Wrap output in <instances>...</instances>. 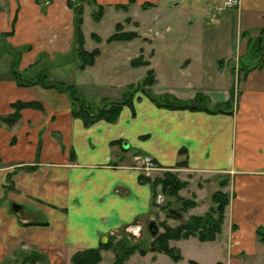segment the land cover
<instances>
[{"label": "crops", "instance_id": "crops-1", "mask_svg": "<svg viewBox=\"0 0 264 264\" xmlns=\"http://www.w3.org/2000/svg\"><path fill=\"white\" fill-rule=\"evenodd\" d=\"M31 1L20 0V8L13 14L1 16L0 12V33L13 32L8 37L13 47H31L20 59L21 72L33 66L45 50L57 48L59 41L54 36L59 39L63 23L62 12H38ZM96 1L106 5L124 4L128 0ZM222 1L135 0L124 13L138 6L142 12H173L174 17L163 29L159 27L160 16L154 18L155 43L133 31L140 24L131 16L127 17L131 24L123 26V30L135 32L138 37L130 42L108 43L114 32L105 43L131 44L142 39L156 44V49L160 43L167 52L163 61L182 66L177 68L180 75L171 79L170 70L169 82L160 86L152 64L158 53L152 49L146 68L152 67L149 69L155 74L153 94L191 101L200 93L211 105L231 101L230 113L170 110L137 93L131 106L122 107L115 123L99 121L86 127L82 120L72 117L66 94L40 86L21 87L2 73L0 117L11 115L14 112L11 106L16 102L38 106L21 110L20 119L12 127L0 125V263L13 259L16 252L34 249L46 256L49 264H69L75 253L98 248L112 232L125 230L138 237L142 219L151 211L152 192L148 184L139 182L142 174L137 159L149 156L159 168L170 172L208 175L217 186L218 181L228 180L222 189L229 195V204L220 235L214 242L201 243L193 237L170 242L180 252L179 263L264 264V243L256 234L258 228L264 230V56H259L260 69L254 68L241 76L237 87L210 91L195 85L206 78L214 81L230 74L238 79V67L232 66L227 71L228 63L238 65L241 61L254 66L247 53L252 41L258 40L264 47V0H237L232 9L221 8ZM189 2L193 6L199 4L203 20L208 18L217 32L211 41L215 50L211 75L204 69L205 28L190 19L186 7ZM145 4L149 6L144 7ZM63 14L69 16L64 22L70 28L72 44L73 13ZM229 19L239 35V46L234 51L221 42L218 34L221 22ZM92 35L98 38L97 43H103L94 32L90 34L91 40ZM83 37L84 49L88 51L84 34ZM177 47L182 50L177 51ZM225 49L230 52L224 58L219 57V51ZM98 50L94 65L80 73L91 77L102 57V51ZM140 51L146 56L143 49ZM117 54L116 51L112 55ZM135 58L128 57V65ZM143 77L136 83L124 84L123 90ZM182 149L184 154L180 155ZM181 161L186 166L176 167ZM203 190H191L190 197L196 203L189 211L192 216L203 215L212 206ZM156 200L163 202L161 196ZM14 203L21 207L16 214L11 211ZM170 213L179 218L176 211ZM203 247L209 248L211 258L200 259ZM104 255L101 252L102 258ZM161 255L149 253L143 259L153 261Z\"/></svg>", "mask_w": 264, "mask_h": 264}, {"label": "rangeland", "instance_id": "rangeland-1", "mask_svg": "<svg viewBox=\"0 0 264 264\" xmlns=\"http://www.w3.org/2000/svg\"><path fill=\"white\" fill-rule=\"evenodd\" d=\"M19 2L20 0H0V12L2 14L1 16H7L13 14V12H17L20 8ZM33 2L34 3L36 2L35 5H37L38 12H62V20H63V23L60 28L59 39L58 37H55L56 35L54 36L55 40L57 39L59 41L56 44L57 48L52 49L51 51L45 50V52L41 53L36 59L37 66L39 68L46 69L49 75V79L53 81L74 84L78 90V93L87 104L100 105L101 102L104 101H112L119 99L122 95L123 92L122 87L124 84L126 85L130 83H136L141 77L145 76V73L149 68H152V67L132 68L130 65H128L126 59L128 57L131 59L133 57L135 58L137 56H141L145 61H147V59L150 57L149 52H151L152 49L154 50V52L156 51L158 53V57L153 60L152 64L157 71L160 86L167 85V82H169L170 74H171V79L173 77L175 78V75L176 76H178V74L180 75V73L177 72V68L179 66H182V64H180L179 66L166 64L163 60L166 58L167 52L164 50L165 46H162L160 43L157 49L155 46L156 44L150 45L149 42H142L141 41L142 39L138 41L135 40L131 44L105 43V40L115 32L114 29L115 24H123V26H127L131 24L130 22L129 23L124 22L125 18H127L128 16H131L132 18L137 20L140 24L139 29L133 31H137L142 37H146L148 40H151L153 43H155L156 42L154 36L155 23H153L154 18L156 16H160L161 22L159 27L163 29L167 24V21L174 17L173 12H152V11L142 12L140 11L138 6H134L131 7L129 13L126 14L124 13L125 11L116 8L117 6L126 5L128 1L124 4L119 2H113L111 4H106V5L98 4L96 0H75V1L33 0ZM189 3L190 4H186V7H188V9L190 10L189 14H191L192 16V18L190 19H192L197 24H202L205 28L204 37L202 38V41L204 42V44H206L204 49V59H205L204 69L207 74L211 75V73L214 72L213 61L215 57L214 56L215 50L211 47V41L212 42L214 41L212 35L215 36L217 32L213 31L211 25H209L208 18H206L205 21L203 20L205 17L203 16L202 12H199V4L193 6L192 2ZM100 6L103 9L102 11L103 14L101 15L100 21L96 22L93 18V13L99 12L98 7ZM130 6L131 5H129L128 8ZM71 7L72 9L76 7L83 8L82 33L84 34L87 40L88 51H92L95 48H98L102 51V57L98 61L95 71L91 72V77L80 73V71L78 70L79 61L73 52L72 44H70V38H69V36L71 35L70 28L68 27V23L64 22V20L68 21L69 16H65L63 13L64 12L66 14H70V12L73 13ZM170 8H172V5H170ZM126 12H128V9ZM64 16L67 18H65ZM1 23L4 24V21ZM92 32L96 33L100 38L104 40L102 44H99L95 41L98 40V38H96L95 35H92V40L90 39V34ZM1 34L2 33H0V35ZM218 34L221 42L229 45L230 51L231 50L234 51V48L237 44L239 46V35L236 33V27L234 26V22L232 20L229 19L228 22L222 21ZM2 43L11 45L8 42V37L7 38L0 37V49L3 47ZM141 49H143L144 52H146L145 54L146 56L142 54V51H140ZM176 50L181 51L182 49L180 47H177ZM56 51L58 53H56ZM116 51L118 53L116 55L117 57L112 55ZM230 51H227V49L219 51V57L224 58L225 54L229 53ZM251 51H253V54H251L247 58H250L251 63L254 64V66L258 64L260 65L261 62L260 60L262 58L260 59L259 56L261 55V53H257L254 50ZM26 53L27 52H23L22 55ZM135 53L138 54L136 55ZM11 60H13L12 56H10L7 53H4L2 56H0L1 77H3L2 73L5 72L6 70L7 67L6 65H8V63ZM246 61L248 60L246 59ZM239 63L238 65H236V62L228 63L227 66H225V68H227V71H231L230 68H232V66L238 68L242 67L243 70L240 69L238 79L237 76L233 77L230 74V75H225L222 79L220 78L221 80L218 79V77L214 81L208 80L206 78L202 82H198V83L195 80H192V83H197L195 85L197 86L201 85L205 89H210V91L221 90L223 88H226V90H228L231 86L234 85L237 87L238 80H240L239 83H241V79H240L241 76L246 72L248 66H250V65H245V63L244 65H241L242 64L241 61ZM222 64L223 63L220 62L219 64L220 69L222 68L221 67ZM216 67L218 66L216 65ZM93 84H100V86H94ZM166 172H170V171L162 168H158L157 171L152 172L148 177L150 178V180H155L157 178H162L163 174ZM170 173L176 174L177 179L180 182L186 184L185 187L182 190H180L178 193V196L182 200H193L192 197H190L192 196L191 190L196 191L197 189H204L202 193L205 194L206 199H208V197L210 199L211 195L217 190H222L219 188V186H217L214 183L213 179H211V177H209L208 175L190 174L184 171H180L178 173L176 172H170ZM216 177L219 179V175H217ZM219 183L220 182L218 181V184ZM157 190L159 191V188ZM170 203H171V209H169V212L151 206L150 214L146 215L142 219V223H141L142 228L138 237H134L133 234H130L127 231L124 232V230H122L123 232L122 234H120V231L119 232L115 231L109 234L107 236V241L111 237H113L114 240L119 241L121 236L124 237L126 241H128L129 243L142 242L146 246L149 244L152 238L147 230L149 221L153 220L156 226L160 224H164L167 227L175 228L182 222H186L188 218L192 216L189 213L191 209L188 210L186 213H184L183 216L177 214L179 215V218L169 216L170 211H175L174 208L179 204V202L175 201V199H171ZM210 204L213 206L211 200H210ZM15 208L18 210V212L21 210V207H19L14 203L11 206V211L13 214H16L14 212ZM157 229L158 231L161 232L163 231L162 227L160 226H157ZM170 247L176 249L175 247H172V245H170ZM32 250L34 249L31 250L27 249L21 252L27 253ZM201 250L202 252L200 251L199 254L201 260L205 259V257L211 258V251L209 252L208 247H203ZM21 252L18 253L16 252L11 262H16V263L20 262L22 255L19 256V254ZM143 257L139 256L138 254H134L129 258V260L125 264H182L179 263L180 261L178 262L172 261L168 256H165L164 254L154 259L153 261L148 257L145 259H143ZM101 261L102 264H113L114 257L112 252L110 251L105 252V255L103 256ZM37 264H42V263L39 262ZM45 264H49L47 258Z\"/></svg>", "mask_w": 264, "mask_h": 264}, {"label": "trees", "instance_id": "trees-1", "mask_svg": "<svg viewBox=\"0 0 264 264\" xmlns=\"http://www.w3.org/2000/svg\"><path fill=\"white\" fill-rule=\"evenodd\" d=\"M37 1V0H36ZM135 0H128L126 5L117 6V9L127 11L128 6L134 4ZM36 4V2H35ZM70 4V1H69ZM72 5V4H71ZM149 4H145L144 7H148ZM72 9V7H71ZM99 12L93 13V18L96 22L100 21L103 14L102 7H98ZM73 11V52L79 61L78 70L83 71L87 67L94 65L96 57L100 52L98 49H94L91 52H87L84 49V37L82 33L83 25V8L76 7ZM129 23L130 19L127 18L124 21ZM13 36V32L2 33L0 37L7 38ZM138 37L135 32H126L123 30L122 24L115 25V33L107 39L108 43L111 42H130ZM261 41V38L259 39ZM98 41V40H96ZM0 49V56L4 53L12 56V59L6 70L3 72L4 77L8 80H13L18 86L31 87L40 86L44 89H53L59 93L67 94L71 103V115L73 118L82 120L84 126L89 127L99 121H105L106 123L113 124L117 121L120 111L124 106H131L133 98L137 93H142L148 97L157 106L170 109V110H188L207 113H230L231 101L223 104L211 105L210 101L203 94L197 93L195 98L191 101L178 100L175 97L163 94L156 96L152 92V87L155 85V74L152 69L146 71L145 76L135 85L127 86L118 100L104 101L100 105H90L85 103L84 99L78 93V90L74 84L56 82L49 79V75L46 69L39 68L37 63L21 72L19 71V62L23 52L31 50L30 46L13 47L11 45L3 44ZM261 53V57L264 56V47L259 45V41H252L248 47V57L253 54V51ZM250 59V58H249ZM261 64V63H260ZM130 65L136 67H148L149 62L145 61L141 56H137L130 62ZM241 65H244L243 63ZM245 65H250L245 63ZM260 65L248 66L246 72L242 75L245 77L248 72L254 68L260 69ZM243 70L242 67L238 68V71ZM38 105L34 103L16 102L12 104L14 112L5 117H0V125L5 124L8 127L15 125L20 119V111L26 108H36ZM180 155L184 154V150H180ZM186 162L181 161L176 164V167H185ZM140 183L148 184L152 192V207L163 209L169 212L171 209V199L179 202L175 206L177 214L182 215L188 210L194 208L196 203L193 200H182L178 193L185 187V183L180 182L177 179L176 174L166 172L162 178L150 180L149 177L140 175L138 178ZM228 185V180L224 179L218 184L220 189L225 188ZM159 188V191L157 190ZM161 196L163 198L162 203H157L156 198ZM210 200L213 204L206 213L201 216H190L186 222H182L175 228L167 227L164 224L158 226L162 227L163 231L160 232L155 238H151L148 245H144L142 242L129 243L124 237L120 236L119 241L114 240L111 237L107 242L102 243L96 249H89L75 253L70 258L71 264H99L102 257L101 252H112L114 257L113 264H125L129 258L138 254L139 256H145L148 253H159L168 256L172 261H181L182 257L178 250L170 247V242H176L180 240H187L189 238H196L199 242H214L222 231V225L224 221V214L226 207L229 204V195L222 190L214 192ZM169 216L174 217L169 213ZM125 232V230H124ZM122 230L120 234H122ZM258 240L264 243V230L258 228L256 230ZM21 261L11 262L12 259H5L0 264H45V256L37 250L30 252H21ZM17 256V255H16ZM190 264H197L193 261ZM222 264V263H217Z\"/></svg>", "mask_w": 264, "mask_h": 264}, {"label": "built area", "instance_id": "built-area-1", "mask_svg": "<svg viewBox=\"0 0 264 264\" xmlns=\"http://www.w3.org/2000/svg\"><path fill=\"white\" fill-rule=\"evenodd\" d=\"M238 4L237 0H223L221 2V8L223 9H232ZM137 160H139L138 170L142 175L148 177L152 172L158 170L157 164L153 161V159L149 156H141Z\"/></svg>", "mask_w": 264, "mask_h": 264}, {"label": "water", "instance_id": "water-1", "mask_svg": "<svg viewBox=\"0 0 264 264\" xmlns=\"http://www.w3.org/2000/svg\"><path fill=\"white\" fill-rule=\"evenodd\" d=\"M72 1H75V0H72ZM14 212L18 213V210L15 208ZM147 230H148L149 234L151 235L152 239L155 238L159 234L157 226H156V224H154L153 220L149 221Z\"/></svg>", "mask_w": 264, "mask_h": 264}]
</instances>
